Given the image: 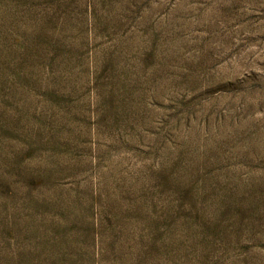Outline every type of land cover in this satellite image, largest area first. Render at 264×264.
<instances>
[{
	"label": "rangeland",
	"instance_id": "rangeland-1",
	"mask_svg": "<svg viewBox=\"0 0 264 264\" xmlns=\"http://www.w3.org/2000/svg\"><path fill=\"white\" fill-rule=\"evenodd\" d=\"M0 264H264V0H0Z\"/></svg>",
	"mask_w": 264,
	"mask_h": 264
}]
</instances>
